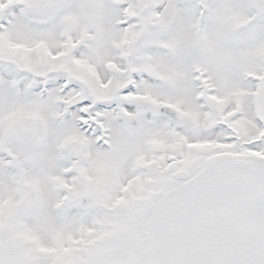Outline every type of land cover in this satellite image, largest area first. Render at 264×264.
Instances as JSON below:
<instances>
[{"label": "snow or ice", "instance_id": "1", "mask_svg": "<svg viewBox=\"0 0 264 264\" xmlns=\"http://www.w3.org/2000/svg\"><path fill=\"white\" fill-rule=\"evenodd\" d=\"M0 264H264V0H0Z\"/></svg>", "mask_w": 264, "mask_h": 264}]
</instances>
